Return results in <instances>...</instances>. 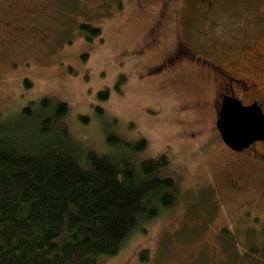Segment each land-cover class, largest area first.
I'll use <instances>...</instances> for the list:
<instances>
[{
	"label": "rangeland",
	"instance_id": "1",
	"mask_svg": "<svg viewBox=\"0 0 264 264\" xmlns=\"http://www.w3.org/2000/svg\"><path fill=\"white\" fill-rule=\"evenodd\" d=\"M43 1L48 7L37 23L47 35L42 46L20 53L17 45L3 43L0 28V122L19 117L37 100L65 102L70 129L85 151H108L103 134L109 128L129 144L145 140L147 149L138 159L166 156L179 184L175 208L144 239L133 236L122 257L104 264H142L137 259L143 247H151L152 264L171 263L172 251L175 264H264V180L256 176L244 196L224 189L234 158L219 140L214 91L196 82L188 86L178 75L172 80L150 74L178 42L181 21L169 20L175 8L189 13L184 27L190 35L183 39L200 42L197 28L205 22L197 4L193 11L184 6L199 0H178L169 8L164 0ZM156 22L164 28L160 38L150 34ZM81 23L100 28L101 38L86 41ZM104 92L105 101L99 97ZM80 117L90 121L83 124Z\"/></svg>",
	"mask_w": 264,
	"mask_h": 264
},
{
	"label": "trees",
	"instance_id": "2",
	"mask_svg": "<svg viewBox=\"0 0 264 264\" xmlns=\"http://www.w3.org/2000/svg\"><path fill=\"white\" fill-rule=\"evenodd\" d=\"M82 23L86 41L100 37V28ZM19 115L0 122V264H104L177 205L179 184L167 157L138 159L145 140L129 144L109 128L108 151H85L70 129L69 106L50 98ZM137 260L152 264L151 247Z\"/></svg>",
	"mask_w": 264,
	"mask_h": 264
},
{
	"label": "flooded vegetation",
	"instance_id": "3",
	"mask_svg": "<svg viewBox=\"0 0 264 264\" xmlns=\"http://www.w3.org/2000/svg\"><path fill=\"white\" fill-rule=\"evenodd\" d=\"M222 1L199 0L184 5L190 6L189 10L193 11L191 9L197 4L195 9L201 13V21L205 22L197 28V37L201 40L196 44L183 39L190 35H185L187 31L184 27L188 22L187 8L181 13L175 8L169 20L175 21L177 17L181 21V32L177 31L176 35L178 42L150 69L153 76L169 75L173 80L178 75L181 82L188 81V86L196 82V85L214 91L211 106L216 122L226 98L239 100L246 107L257 104L264 113V0ZM173 2L178 0H167V4L163 5L169 8ZM47 4L43 0H32L31 3L26 0H0V28L5 32L3 43L17 45L21 48L20 53L42 46L44 41L46 43L47 35L37 23ZM164 7L168 12V8ZM165 9L162 10V17ZM212 20L214 22L210 23ZM163 32L160 22L150 28V34H156L158 38ZM156 42L157 39L152 43ZM248 95L253 97L244 100L243 97ZM230 151L234 167L223 186L234 194L244 196L256 176L264 180V141H256L240 152Z\"/></svg>",
	"mask_w": 264,
	"mask_h": 264
},
{
	"label": "water",
	"instance_id": "4",
	"mask_svg": "<svg viewBox=\"0 0 264 264\" xmlns=\"http://www.w3.org/2000/svg\"><path fill=\"white\" fill-rule=\"evenodd\" d=\"M216 126L224 144L235 152L264 141V113L257 104L246 107L239 100L224 99Z\"/></svg>",
	"mask_w": 264,
	"mask_h": 264
}]
</instances>
